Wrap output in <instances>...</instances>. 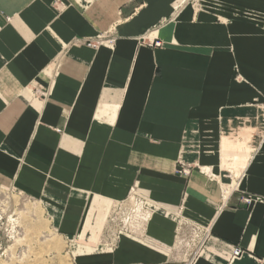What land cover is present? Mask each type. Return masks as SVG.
<instances>
[{
    "label": "crops",
    "instance_id": "0c3cea01",
    "mask_svg": "<svg viewBox=\"0 0 264 264\" xmlns=\"http://www.w3.org/2000/svg\"><path fill=\"white\" fill-rule=\"evenodd\" d=\"M176 1L0 0V189L74 264H264V0Z\"/></svg>",
    "mask_w": 264,
    "mask_h": 264
},
{
    "label": "rangeland",
    "instance_id": "374dc122",
    "mask_svg": "<svg viewBox=\"0 0 264 264\" xmlns=\"http://www.w3.org/2000/svg\"><path fill=\"white\" fill-rule=\"evenodd\" d=\"M18 196L22 195L0 189V264H74L69 245L39 207L31 211L32 202ZM23 201L27 205L21 209Z\"/></svg>",
    "mask_w": 264,
    "mask_h": 264
},
{
    "label": "bare ground",
    "instance_id": "6f19581e",
    "mask_svg": "<svg viewBox=\"0 0 264 264\" xmlns=\"http://www.w3.org/2000/svg\"><path fill=\"white\" fill-rule=\"evenodd\" d=\"M200 1H201V3H202V9H203L206 0H200ZM179 2H180V4H179ZM185 5H191V6L193 7V9H195V7L193 6V4L190 3L189 0H177V1L174 3V6H173L174 11H177V10H176L177 7H178V9L180 10V9L183 8ZM194 11H195V10H194ZM25 201H27V200L25 199ZM25 201H23V202L20 203L19 207H20L21 209L24 208L23 206L26 207L27 204H26ZM29 209H30L31 211H35V212H37L36 209H38V206H37V204L32 203V207H29Z\"/></svg>",
    "mask_w": 264,
    "mask_h": 264
},
{
    "label": "built area",
    "instance_id": "2783aa9c",
    "mask_svg": "<svg viewBox=\"0 0 264 264\" xmlns=\"http://www.w3.org/2000/svg\"><path fill=\"white\" fill-rule=\"evenodd\" d=\"M190 1V3H192L193 4V6L195 7V11L196 12H199L200 10H202V4H201V1L200 0H189ZM180 3V2H179ZM176 10H179L178 9V7H177V9ZM159 44L158 43H155V46H158ZM262 108H263V110H264V104L262 105ZM259 136H260V139H261V141H264V131L261 133V134H259ZM177 172L178 173H180V174H184V175H186L187 173H188V169H186L185 167H184V165H182V164H179V169L177 170ZM239 253H238V251L235 253V255H238Z\"/></svg>",
    "mask_w": 264,
    "mask_h": 264
}]
</instances>
